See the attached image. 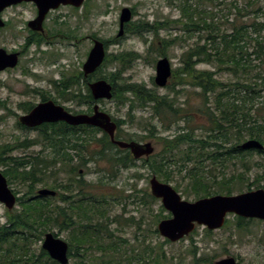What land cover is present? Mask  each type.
Masks as SVG:
<instances>
[{
    "label": "trees",
    "instance_id": "1",
    "mask_svg": "<svg viewBox=\"0 0 264 264\" xmlns=\"http://www.w3.org/2000/svg\"><path fill=\"white\" fill-rule=\"evenodd\" d=\"M210 1L215 8L221 4L215 3L218 0H178L181 11L179 18H167L165 21H156L155 24L148 21L136 24L131 21L126 24V33L141 37L145 33H154L158 38L157 48L162 57H167V49L179 40L177 36L161 38L159 35L161 30H171L168 27L171 24H182V29L190 35L198 33L201 41L183 53L182 66L173 71L170 82L174 80V83L167 87L172 88L175 97L161 95L156 89H150L144 84L128 83L122 87L114 85L112 99L117 105L129 103L132 110L134 107L148 110L152 119L160 121L162 130L173 132L172 135L158 137L159 141L156 143L162 145L163 152L146 158V166L165 183L173 180L176 169L181 175L186 172L184 178L188 179L189 188L193 190V193L187 195L193 194L196 200L218 194L233 195L237 187L242 192L246 179H251L250 176L247 177V173L255 166L259 169L254 180L249 181L246 187L248 191L255 186L264 189V161H248L256 153L264 159V152L243 150L240 145L246 139H256L264 144V76H261V65L254 63L259 60L264 64V5L257 3L260 0H248L245 9L250 7L251 11L247 10L243 14L233 3L234 8L241 12L240 16L246 18L252 13L254 19L251 23L241 25L236 20L223 29L216 22L215 12L199 9ZM31 42L41 47L46 40L36 38ZM104 43L107 46L108 42ZM136 59H139V54L135 51L107 54L103 66L113 62L119 64L118 73L114 72L109 82H115ZM200 64L214 65L217 71L198 69ZM99 71L101 68L96 73ZM219 72H227L231 79L222 81L217 78ZM96 73L85 79L81 71L73 77L65 78L58 87L55 83L60 98L78 106H88L91 110L94 100L88 82ZM175 84L194 88L202 105L193 110L189 101L178 102L176 95H180L181 91H177ZM126 94H130L129 97H125ZM115 121L118 125L117 138L135 141L133 135H123V121ZM151 126L154 130L157 129L153 123ZM145 138L155 137L149 135ZM95 143L97 151L93 149ZM34 144H47L53 155L52 160H49L48 155L21 158L8 154L15 148ZM71 151L76 156L79 154L80 167L89 162L106 161L112 167L110 176H115L114 167L117 169L136 165V160L128 150L114 145L103 130L88 125L75 127L63 122L51 124L32 143L19 142L14 147L2 146L0 166H5L2 173L10 186L18 184L19 188V184H22L26 189L22 196L19 195L21 190H14L18 196L19 208L9 210L6 221L0 225V264H59L45 250L35 253L32 249L33 244L41 241L51 227H57L61 231L70 230L73 238L69 240V257L78 258L80 264H170L169 261L173 264L172 258L163 249L157 251L151 243L143 250L149 257L148 260L136 262L138 258L128 255V249L132 247L128 246L127 240L114 236L108 226L99 221L105 218L101 207L108 204L107 200L103 198L102 201L95 193L87 191L84 180L61 181L56 188L64 192L56 197L37 195L36 186L47 184V175L56 174L58 164H68L69 175L76 173L77 167L71 164L75 159ZM237 159L242 171L229 175L227 169ZM175 188L178 190L177 186ZM134 193L142 195L139 202L133 201V204L152 209L157 199L151 193L142 190H134ZM58 198L64 207L54 205L53 200ZM164 212L161 207V212L155 215L153 225L170 217L164 215ZM96 215L99 216L97 221ZM235 217L238 230H248V224L253 221ZM132 219H124V223L130 224ZM114 221L119 224L118 219ZM230 222L227 220L225 226ZM153 233L159 232L155 229ZM212 234L213 231H206L207 236ZM190 238L195 243L193 236ZM96 250L102 255L96 257ZM198 251L199 247L194 244L189 252L193 256L189 264H215L214 256H199Z\"/></svg>",
    "mask_w": 264,
    "mask_h": 264
},
{
    "label": "rangeland",
    "instance_id": "2",
    "mask_svg": "<svg viewBox=\"0 0 264 264\" xmlns=\"http://www.w3.org/2000/svg\"><path fill=\"white\" fill-rule=\"evenodd\" d=\"M218 2L221 3L218 8H215L214 3L210 1L204 3L199 9H203L209 13L215 12L217 14L216 22L223 29H226L236 20L237 24L241 25L243 23H251L254 19V14L250 12V15L246 18L239 15L241 12L244 14L247 10L251 11L250 7L245 9L248 0H218L215 3L219 4ZM233 3L240 8L241 12L234 8ZM257 3L264 5V0L257 1ZM124 7H129L135 11L132 20L134 24L140 21H148L155 24L156 21H165L167 18H179L181 14L178 0H96V20L94 16V3H90L89 6L84 5L83 9L78 12L64 8L60 13H55L51 21L48 22V26L50 27L49 31L53 32L56 36H53L54 39L50 45L46 46L43 44L39 48L36 45L25 46L28 37L25 26L34 17L32 5L26 4L10 7L2 12V19L7 21L9 25L5 28H0V48L5 49L8 53L23 51V54L16 68L0 72V100L4 102L5 106L3 107L0 101V148L4 145L14 147V145L26 139L36 140L38 138L39 131L24 130L18 126L19 117L24 113L23 107L25 103L37 104L42 100V97L51 96L56 98L58 100L57 103L62 106L77 110L88 108L85 105L78 106L71 102H64L60 98V95L57 94L54 84L61 85L65 78L73 77L74 74L77 75L78 72L82 71L88 53L93 48L87 37L94 33L95 25L96 40L108 42L106 46L107 54L117 55L123 51H135L139 54V59L134 60L130 68L123 71L115 82H110L113 86L117 84L119 87H122L128 83H139L146 85L150 89H156L161 95H173L175 97L172 88H169L174 83V80L173 82H169V87L166 88L157 87L154 81L156 77V63L160 58H163L159 55V48H157L158 38L155 34L145 33L141 37L134 33L125 32L122 37H118L120 16ZM168 27L171 30H161L159 35L161 38L170 36L179 37V40L173 43L166 51L167 58L171 61L174 71L182 66L183 53L192 46H195L201 39H199L198 33L190 35L185 32L182 29V24H176L175 26L171 24ZM68 33L78 37L80 42L75 43L71 38L67 40L63 39ZM254 63L261 65V76H264V64L259 60H256ZM199 68L217 71L214 65L209 64H200ZM118 70L119 64L114 62L107 63V66H102L101 71L96 73L90 81L93 82L108 76L109 78L107 77L104 80L109 82L114 72L118 73ZM217 78L222 81L231 79L227 72H219ZM175 88L177 91H181L180 95H176L178 102L185 103V101H189V105L193 110L202 105V102L199 101L195 94L194 88L187 85L178 86L177 84H175ZM32 90H36L37 92L34 93ZM129 95L126 94L125 97H129ZM98 104L100 105V109L107 112L114 121H123L122 129L124 136L132 137L133 135L135 141L139 143L152 142L155 147L154 154H162V145L156 143L159 141L158 137L172 135L173 132L162 130L160 121L152 119L148 110L135 107L132 110L129 103L117 105L114 100L99 101ZM152 123L157 126L156 130L152 128ZM149 135L155 138L144 139V137ZM246 141H242L240 145ZM93 149L97 151L96 143L93 144ZM8 154L15 157H24L30 154L36 157L48 155L50 156L49 160H52L53 157L47 144H38L26 149L15 148V150ZM71 154L75 158L71 164L77 167L76 173L69 175L68 164H58L57 168H55L57 173L54 175L50 174V176L47 175L45 181L47 184L37 185L36 191L48 188L55 190L58 195L64 192H62V189L56 188L61 181L84 180V183L87 184V191L95 193L102 201L105 198L104 200L108 202L106 206L101 207L103 208V212H105V218L99 219V221L107 225L114 236L127 240L128 246L132 247L128 249V255L138 258L136 262H143V260L149 259L143 250L151 243L156 247L157 251L163 249L168 257L172 258L173 264H189L192 262L193 256L189 255V252L192 251L194 244L199 247V256L205 254L211 257L214 256L215 263L227 257H234L240 264H264V241H261V239L264 240V221L252 219L253 221L248 224V230H238L235 226V215H230L228 218L231 221L229 225H224L220 230L213 231L211 236L206 235L207 229L205 227L197 226L193 233L179 242H167L159 233H153V230L157 229V225H153L154 221H156L155 215L160 213L161 207H163L161 200L156 198L157 200L153 203L150 210L149 208H141L133 204V201H138L142 195L134 193V190L151 193L150 180L153 173L146 166V157L136 160V165L133 167H119L117 169L114 167L115 176H110L109 171L112 170V167L106 161L89 162L86 166L80 167L79 158L75 152L71 151ZM248 161L256 162L264 161V159L263 156L256 153ZM53 166H56V164ZM172 168L176 169L175 166H172ZM4 169L5 166H0L1 171ZM258 169L255 166L250 173H247V177L250 176L251 179H246V182H244L246 183L245 186H242V192L248 191L246 185L254 180ZM80 170L82 171L81 173ZM240 171L242 170L239 159L230 164L227 169L229 175ZM184 175H186V172L181 175L176 169L174 178L170 184L178 187L177 191L185 200L193 202L196 199L193 194L187 195V193H193V190L189 188L188 179L184 178ZM75 185L77 186V184ZM17 186L18 184H13L10 188L14 191L18 188ZM18 189L19 191L21 190L19 195L22 196L26 189L25 186L19 184ZM235 189L234 194L241 193L239 187ZM252 189L256 190L258 188L255 186ZM53 202L54 205L64 207L59 198L58 200H53ZM16 208H19L18 204ZM8 211L0 203V225L6 221ZM164 215L170 216L164 219L172 217L166 210ZM131 217H134V219ZM98 218L99 216L96 215V221ZM115 219H118L119 224L114 221ZM124 219H132L133 222L125 224ZM47 233H53L56 237L68 243L73 238L70 230L61 231L57 227H51ZM45 235L41 241L33 244V252H40ZM191 236H193L195 243L191 240ZM101 255L96 250V257ZM69 259L68 264H80L78 258ZM169 263L171 264L172 262L169 261ZM88 264H91V262H88ZM144 264L153 263L148 262Z\"/></svg>",
    "mask_w": 264,
    "mask_h": 264
},
{
    "label": "water",
    "instance_id": "3",
    "mask_svg": "<svg viewBox=\"0 0 264 264\" xmlns=\"http://www.w3.org/2000/svg\"><path fill=\"white\" fill-rule=\"evenodd\" d=\"M86 0H0V27L4 26L1 17L2 12L13 5L22 2H35L39 9L37 19L29 22L34 30H42V23L47 13L58 8L61 4L81 7ZM133 19V12L129 7L121 11L118 37L125 34V25ZM106 47L104 42L96 40L90 50L86 62L83 65V75L88 78L94 74L104 63L106 58ZM20 53H8L0 48V71L7 68H15L19 63ZM172 77V64L167 57L160 58L156 63L155 84L166 87ZM88 87L95 102L100 100L111 101L113 99L114 86L112 83L99 79L89 82ZM20 122L29 127H38L44 123L65 122L71 126H93L103 130L111 142L120 149H127L133 157L138 160L150 157L155 153L152 142L139 143L136 141H124L116 138L117 123L105 111L100 109L96 103L93 114L72 113L62 105L54 101H48L37 105L29 114L20 117ZM243 150H258L264 152V144L256 139H249L241 145ZM151 194L161 200L162 205L172 217L164 219L158 224L159 234L171 241L179 242L191 233L197 226H202L209 231L223 228L229 215H235L244 219H256L264 221V189L245 191L234 195H214L200 198L195 201L185 200L181 194L169 183L160 181L156 175L150 180ZM55 190L48 188L38 190L40 197H54ZM0 203L8 210H13L17 203V196L8 184L7 178L0 171ZM51 259L59 264L69 263V244L63 239L56 237L53 233H47L42 244ZM216 264H240L236 258L227 257L216 262Z\"/></svg>",
    "mask_w": 264,
    "mask_h": 264
},
{
    "label": "flooded vegetation",
    "instance_id": "4",
    "mask_svg": "<svg viewBox=\"0 0 264 264\" xmlns=\"http://www.w3.org/2000/svg\"><path fill=\"white\" fill-rule=\"evenodd\" d=\"M90 3H94V16H95V20H96V0H86L84 3H83V5L81 6V7H75V6H73V5H63V4H61L58 8H56V9H52V10H50L48 13H47V15L45 16V19H44V21H43V23H42V30H34V29H32L30 26H29V22L30 21H32V20H35V19H37L38 18V16H39V9H38V6H37V4L35 3V2H22V3H19V4H16V5H13V6H10V7H18V6H23V5H26V4H30V5H32L33 6V8H34V17L31 19V20H29L28 22H27V24H26V26H25V31L28 33V37H27V40H26V47H30V46H32V45H36V44H31L32 42L31 41H33V40H35L36 38H40V39H43V40H46V43H43V44H45L46 46H48V45H50L51 44V41L54 39V37L53 36H56L53 32H50L49 31V29H50V27L48 26V22L49 21H51V18H52V16L55 14V13H60V11L62 10V9H64V8H69V9H71V11H79V10H81V9H83L82 7H84V5H86V6H89V4ZM10 7H8V8H10ZM8 8H6L5 10H7ZM4 10V11H5ZM3 11V12H4ZM133 11V10H132ZM133 14H134V11H133ZM3 21H4V19H3ZM57 23H58V21H56ZM9 25V23L7 22V21H4V26H2V27H0V28H5L6 26H8ZM58 36H60L59 34H57ZM73 39V41L75 42V43H78V42H80V40L78 39V37H75V35H71V34H66V36H64L63 37V39ZM83 39V38H82ZM81 39V40H82ZM87 40H89L90 42H91V44H92V46H94V44H95V42H96V25H95V31H94V33L92 34V35H90V36H88L87 37ZM73 41H71V42H73ZM29 43V44H28ZM42 44V45H43ZM41 45V46H42ZM25 46H24V49H25ZM37 46V45H36ZM40 48V47H39ZM45 52V51H44ZM90 52V51H89ZM14 53H20V57H19V63H20V60H21V58H22V54H23V51H21V52H19V51H16V52H14ZM47 53V52H46ZM48 54V53H47ZM88 55H89V53H88ZM88 57V56H87ZM19 63H18V65H19ZM17 65V66H18ZM16 68V67H15ZM12 68H7V69H5V70H3V71H7V70H11ZM82 70H83V68H82ZM3 71H0V72H3ZM83 77H84V75H83ZM89 82H91V81H89ZM89 82H88V84H89ZM54 84V83H53ZM57 85V84H56ZM54 86H55V84H54ZM57 87H58V85H57ZM166 88V87H165ZM58 88H56L55 87V90H56V92H57V94H59L60 95V92H59V90H57ZM32 92H37L36 90H32ZM52 98H54V97H42V100L39 102V103H37V104H32V103H30V102H28V103H25V105H24V107H23V110H24V113L22 114V115H20V117L21 116H23V115H26V114H29L37 105H39V104H42V103H45V102H48V101H54L56 104H58V105H60L59 103H57L58 102V100H56V98H54V99H52ZM1 101V100H0ZM102 101V100H101ZM2 102V101H1ZM64 102H65V100H64ZM96 103H99V101L98 102H93V104H92V109L91 110H89L88 108L87 109H74V108H71V107H67V106H64L65 108H66V110H68L69 112H72V113H75V114H78V113H76V112H78V111H80V110H84L85 111V113H88V114H93V107H94V105L96 104ZM23 104V103H22ZM22 104H20L21 106H23ZM2 105H3V107H5L4 106V102H2ZM19 105V106H20ZM20 117H19V121H18V126L21 128V129H24V130H32V131H39V133L45 128V127H47V126H49V125H51V124H60V123H62V122H58V123H44V124H42V125H40V126H38V127H29V126H26V125H24V124H22L21 122H20ZM63 123H65V122H63ZM76 127V126H75ZM34 141V139L32 140V139H26L25 141H23L22 143H32ZM37 144H34V145H32V146H24V147H21V148H18V149H26V148H29V147H34V146H36ZM17 150V149H16ZM123 150V149H122ZM125 150V149H124ZM129 151V150H128ZM129 153L131 154V152L129 151ZM132 155V154H131ZM79 156V154H77V157ZM133 156V155H132ZM31 157H35L34 155H27V156H24V158H31ZM21 158H23L22 156H21ZM79 158V157H78ZM82 171L80 170V173H81ZM37 195H38V191H37ZM216 264V263H215Z\"/></svg>",
    "mask_w": 264,
    "mask_h": 264
}]
</instances>
